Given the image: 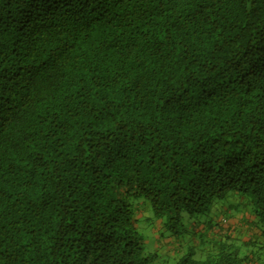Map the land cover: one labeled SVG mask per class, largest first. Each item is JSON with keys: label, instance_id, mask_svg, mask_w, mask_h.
<instances>
[{"label": "trees", "instance_id": "trees-1", "mask_svg": "<svg viewBox=\"0 0 264 264\" xmlns=\"http://www.w3.org/2000/svg\"><path fill=\"white\" fill-rule=\"evenodd\" d=\"M0 264H264V0H0Z\"/></svg>", "mask_w": 264, "mask_h": 264}, {"label": "rangeland", "instance_id": "rangeland-1", "mask_svg": "<svg viewBox=\"0 0 264 264\" xmlns=\"http://www.w3.org/2000/svg\"><path fill=\"white\" fill-rule=\"evenodd\" d=\"M236 222L237 219L234 221L232 219L228 221L227 225H235ZM153 229V224H149V222H144L141 224V231L145 236L146 252H157L160 256H162L161 259H164L163 257L166 256L167 248L158 239L155 240Z\"/></svg>", "mask_w": 264, "mask_h": 264}, {"label": "crops", "instance_id": "crops-1", "mask_svg": "<svg viewBox=\"0 0 264 264\" xmlns=\"http://www.w3.org/2000/svg\"><path fill=\"white\" fill-rule=\"evenodd\" d=\"M249 235H250L249 233L247 234V232H243L242 235H241V237H239V238L245 240V239H248L249 238Z\"/></svg>", "mask_w": 264, "mask_h": 264}]
</instances>
